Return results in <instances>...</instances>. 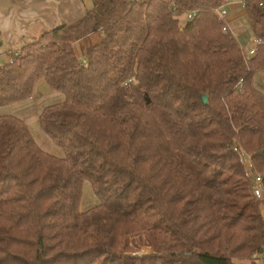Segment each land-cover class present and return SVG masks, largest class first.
I'll use <instances>...</instances> for the list:
<instances>
[{"label": "trees", "instance_id": "1", "mask_svg": "<svg viewBox=\"0 0 264 264\" xmlns=\"http://www.w3.org/2000/svg\"><path fill=\"white\" fill-rule=\"evenodd\" d=\"M223 5L91 0L77 21L8 54L0 106L29 99L40 80L61 93L39 123L64 155L0 115V264H253L264 201L239 155L264 185L253 77L264 69V0L244 3L259 40L250 57L222 31ZM85 180L98 203L80 211ZM135 238L151 251L132 254Z\"/></svg>", "mask_w": 264, "mask_h": 264}, {"label": "crops", "instance_id": "2", "mask_svg": "<svg viewBox=\"0 0 264 264\" xmlns=\"http://www.w3.org/2000/svg\"><path fill=\"white\" fill-rule=\"evenodd\" d=\"M245 1L232 0L225 5V22L235 38L236 26L247 17ZM90 6L91 0H0V62L43 32L77 21ZM254 85L262 90L255 81Z\"/></svg>", "mask_w": 264, "mask_h": 264}, {"label": "rangeland", "instance_id": "3", "mask_svg": "<svg viewBox=\"0 0 264 264\" xmlns=\"http://www.w3.org/2000/svg\"><path fill=\"white\" fill-rule=\"evenodd\" d=\"M243 22L241 21V24L236 26L237 28H235L234 33L237 36L236 39L241 48L246 51V49L249 50L254 46L256 38L251 30L250 21L246 16ZM87 44L88 40L86 39L76 42L74 46L78 57L84 55ZM253 77L257 86L260 87V89H262L261 91L264 93V69L256 70ZM62 100L63 95L61 93L52 90L45 81L40 80L35 85L32 97L17 103L0 106V115H13L22 118L32 137L41 149L58 157H62L64 155L63 151L43 131L39 123V115L44 107ZM97 203L98 199L93 192L91 184L89 181L85 180L82 185L79 210L85 211L95 206ZM135 240L136 242L132 240L129 244V247L133 251L131 252L132 254L142 255L151 251V247L146 245L144 238H142V240H140V238H135ZM239 262L240 263L237 262L235 264H249L246 257L244 260H239Z\"/></svg>", "mask_w": 264, "mask_h": 264}, {"label": "built area", "instance_id": "4", "mask_svg": "<svg viewBox=\"0 0 264 264\" xmlns=\"http://www.w3.org/2000/svg\"><path fill=\"white\" fill-rule=\"evenodd\" d=\"M231 1L232 0H224V5L216 10V13L222 19H224L226 16L225 5H227ZM172 12H173V14H177V10L175 7H173ZM194 15H195V12H193V11L185 12L184 14H182L181 19L182 20L192 19V17ZM222 31L223 32L228 31V27L226 24L222 27ZM258 43H259V40H256L254 43V46H252L247 52H245L244 55L248 56V57L254 55ZM9 62H11V59H9ZM82 62H84V60ZM2 63L3 62H0V67H1ZM239 160L243 165H245L246 175L249 176L250 178H252L253 196L255 197L256 200L264 201V185L262 182L261 175L255 173V171L252 170V166H251V163H250V160H249V157L247 154H240ZM250 261L253 264H264V242L258 251H254L251 254Z\"/></svg>", "mask_w": 264, "mask_h": 264}, {"label": "water", "instance_id": "5", "mask_svg": "<svg viewBox=\"0 0 264 264\" xmlns=\"http://www.w3.org/2000/svg\"><path fill=\"white\" fill-rule=\"evenodd\" d=\"M203 101H204V102L206 101V96H203Z\"/></svg>", "mask_w": 264, "mask_h": 264}]
</instances>
